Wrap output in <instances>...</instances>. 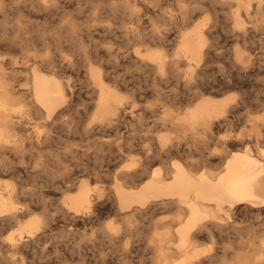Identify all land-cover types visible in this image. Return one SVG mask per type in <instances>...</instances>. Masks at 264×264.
<instances>
[{"label": "bare ground", "instance_id": "bare-ground-1", "mask_svg": "<svg viewBox=\"0 0 264 264\" xmlns=\"http://www.w3.org/2000/svg\"><path fill=\"white\" fill-rule=\"evenodd\" d=\"M147 1H84L76 9L87 11L84 23L77 22L79 17L70 22L63 14L48 29L47 21L38 23L32 19L36 15L26 14L35 7L44 12L42 0H0V176L25 173L27 164L45 158L43 148L50 156L86 159L93 167H85L84 174L94 186L80 180L74 194L61 202L64 212H74L82 239H93L85 229L102 210L115 222L98 234L123 248L140 230L138 221L174 209L171 224L159 228L162 222H151L147 229L143 244L151 255L149 264H212L217 255L205 258L208 250L198 243L215 239L221 240L226 264H264V27H255L264 23V0H238L229 13L238 28L220 32L205 28L203 21L187 29L200 15L207 17L203 11L193 21L202 7L176 6L177 22L172 11L165 13L154 4L155 10ZM156 14L188 31L176 29L178 35L170 39L154 22ZM85 39L104 42L94 45L92 55ZM101 53L132 61L146 74L144 85L130 87L109 67H92L90 59L97 61ZM76 65L86 69L82 74L89 89L82 112L72 75ZM123 129L132 134L130 140L122 137ZM93 137L107 142L94 150L78 144ZM127 158L136 160L124 162ZM62 162L53 161L58 170L67 166ZM29 195L22 187L0 183V222L19 223V205H27ZM249 218L260 227L244 226ZM33 222L8 238V252L23 249Z\"/></svg>", "mask_w": 264, "mask_h": 264}, {"label": "rangeland", "instance_id": "rangeland-1", "mask_svg": "<svg viewBox=\"0 0 264 264\" xmlns=\"http://www.w3.org/2000/svg\"><path fill=\"white\" fill-rule=\"evenodd\" d=\"M42 1H43L44 5L47 7V9L44 12H43L44 9L41 10L38 7H35V8H37V10L36 9H31L32 12H31V10H29L28 12H26V14L30 15L32 13L31 14L32 16H35L36 15L37 17L35 16L32 19L36 18V21L38 23L41 22L43 24V21H45L44 22V24H45L46 21H47V23L50 24V25L46 24L47 26L44 25V27H46V28L48 27V29L55 28L57 26L56 24L63 17H66L67 20L70 21V22L71 21H74V20L77 21V19L79 17V19H80L81 22L79 21V19H78L77 22L78 23H84L87 20V17L86 16H88V13H87V11L85 13H83V14L76 12L77 4H80V3L84 2V1H87V3L95 2V0L94 1L93 0H82V1L81 0H65V1H61V0H42ZM67 1H68V3H67ZM74 1H75V3H74ZM96 1H99L100 2L102 0H96ZM148 1L147 2L149 4V6L151 8H154L155 10H157L155 6L158 5V6H162L163 11L165 13H168V12L171 13V11H172V13L177 18L176 19L177 22H178L179 16H178V11H177L178 9H176L178 7H176V6L179 5V6L183 7L184 9H188L189 6L190 7H194V6L195 7H199L200 9L202 7L203 10H200V11L197 10V12L195 13L193 21H195L196 18L200 15V13L202 14L203 11L207 14V17L205 16V14L200 15L199 16L200 18L198 17L197 18L198 20L196 22H193V24L190 23V25H188L189 26V27H187L188 30L192 29L194 27V24L195 23H198L200 21H203L204 22L205 28H207V29H209V30H211L213 32L215 31V29H216L215 32H217V31L220 32V31H227V30H230V29H236V28H238V25L237 24H234L232 22V20L230 18V14H229L230 12H234L235 11V9H236V7L238 5V2H237L238 0H201L202 2L200 0H185V1L184 0H161V1L160 0H148ZM181 1H182V3H181ZM213 1H215V3ZM205 2H207L206 3L207 5L205 4ZM217 3H220L221 5H219ZM151 4H152V6H151ZM154 4H155V6H154ZM222 5H224V6H222ZM53 6H56L57 8H59V9L56 8L55 13L53 12V10L55 9V7L53 8ZM230 9H232V10H230ZM57 10L59 11V13H58ZM158 12H159V10H158ZM209 12H210V14H209ZM41 13L43 14V16H42ZM46 13L48 14V17L51 14L52 15L54 14L53 16H50L48 18V19H51V20H49L50 22H48V19H47V16H46L47 14ZM49 13H51V14H49ZM44 14H46V15H44ZM58 14H60V15H58ZM63 14H64V16H63ZM39 15L41 16V18L39 17ZM80 15H81V17H80ZM223 15H224V18H223ZM44 16L46 17V19H45ZM60 16H61V18H60ZM73 17H74V20H73ZM75 17H76V19H75ZM56 18H58V19L56 20ZM225 21H226V23H225ZM243 21L245 23L247 22V24H248V21L247 20L245 21L243 19ZM154 22L157 25H159L160 28H164L166 31L169 32V34L171 35L170 39L171 38H174L176 35H178V33L183 34L187 30V29L182 30V28H180V26L177 25L176 23L175 24H171V19H166V18H164L162 16H159L157 14H156V17L154 18ZM213 24H215V25L213 26ZM228 24H229V26H228ZM255 24H256L255 27L257 29H260L262 26L264 27V23L262 24L260 22H257ZM208 25H209V27H208ZM249 26H250V24L247 25V27H249ZM176 29H179V32L177 34L175 32ZM100 39H103V37H101ZM105 41H107V42L109 41V43L112 46V49L117 48V46H116L117 43L114 40L108 39V40H105ZM91 42L92 41L90 39H85V45L84 46H85V48H86V50L88 52H91L92 55H95V51L96 50L93 48L94 45L95 44H98L99 45V44H101L100 42H104V41L103 40L102 41H98V39H97L96 41H94L95 44H92ZM14 54H17V53H14ZM100 56L101 57H99V58L97 57L96 58L97 61H95L94 59H90L91 62H92L91 63L92 64V67H98V65L99 66H103V67H105L107 69L109 67L108 70H110V72L111 71L112 72H115V76H117V77H119L121 79H125L126 82L128 83V85H130V87L131 86L132 87H138L139 85H142V84L144 85L143 80H144V77H146V74L145 75L141 74V72L137 69V67L135 66V64L132 61L123 62L121 56L118 57L117 59L105 58L102 53L100 54ZM115 60H116V62H115ZM112 61H113V63H112ZM108 63H109V65L112 64L113 67L109 66ZM125 63L128 64V65H125ZM105 65H107V66H105ZM122 65H124V66H122ZM121 66L123 68L124 67L125 68L123 69ZM120 67H121V69H120ZM130 70H131V72H130ZM135 71H138V72H135ZM74 72L72 73V75L74 77L73 78L74 85H75L76 89L78 90L77 91V94H78L77 100H79L78 101L79 102L78 103L79 104V108L78 109L81 110V112H82L84 110L83 109V106H82L83 105V103H82L83 101L82 100H84V96L88 95L87 93L89 91L88 87L86 86L87 85L86 82H84L85 81V76H86L85 75L86 69L83 68L81 65H79V66L76 65V67L74 68ZM136 73H138L140 76L138 74H136ZM72 75H71V77H72ZM132 76H134V77H132ZM84 104L86 105L87 102H85ZM121 133H122V137H124L125 140H130V137H131L132 134L127 133V130L123 129L121 131ZM170 136H169V138H171ZM127 137H129V138H127ZM76 139L77 138H75L74 142L75 143L76 142L78 143L80 140L79 139L76 140ZM84 142H79L78 144H80V143H83L81 145L87 144L88 146H90L91 149H93V148L94 149L95 148L97 149L98 148V145L101 144V143L102 144L106 143L107 142V139H105V138H102L101 139L99 137H93V138H91V139H89L87 141H84ZM121 142L122 141H120V143ZM94 145H95V147H94ZM59 147L62 148V145H59ZM44 149L45 148H43L42 149L43 151L41 150L40 152H41V154L43 153V155L45 154L44 155L45 158H42L41 160L34 159L33 161H31L30 164H27L25 173H22L21 172L20 174H17V175L0 176V183H2V184H8V185H14L15 187L18 186V188L19 187H22L26 191H29L30 192V195L28 197V200H26L27 201L26 202L27 205H25L24 202H22L21 205H19L20 208H18V209L20 211V214L23 213L21 215L19 214V217L17 219L19 223L16 222L15 224H11L12 228H13L14 225H16V226H14V228H16V229H12L11 226L8 223H5V222L2 223V222H0V247L3 246V248L1 247L2 249L0 248V252H1V254H0V257H1L0 258L1 259L0 260V264H20V263L21 264H149L148 262L151 260V255H148V253L144 250V244H143L144 243V240H145V237H146L147 229L150 226V223L151 222H156V221L162 222L161 223V226H159V228L168 226L169 224H171V220H172V218H173L176 210H174V209H167V210H164V211H160V212H158L153 217L152 216H147L146 218L141 219L140 222L138 221V225L140 227L139 228L140 230L134 236L133 239L130 238L127 241L128 242L127 246L126 247L124 246L122 248V246H121L120 243H114L113 241L110 242L108 239H106L102 235H99L98 234V232L100 231L101 228H103L104 225H106V224H108L110 222L111 223H114L115 222V221H113L114 219H111V214H109V213H107V211L101 209L102 211L99 214L94 215L92 221L90 223H88L89 225L85 229L86 232L89 231V233H93V239L92 240H89L88 237H86V239L84 240V239H82V237L79 236V232L80 231H77V226H76L77 225V222H76V220H74V212L72 210L71 211L64 212L65 210H63L64 208H62L64 206L61 205V202H62V200L66 196L69 195V193L74 194V192L77 189L76 186H78V181H80V180H81V182H88V185H90L91 187L94 186V182L93 181H90L87 177H85L86 175L84 174V170L86 168L87 169L85 171L91 170V168L93 167V165L91 166L90 165V162L88 163L86 161V159H83V158H81V160L83 159L82 161H80V158H77L76 159L77 161L76 160L73 161V160H70V159L67 160V159H64V158H58V157H55V156H50L49 150H47V149L44 150ZM104 149H105V147H104ZM104 151H105L104 154H106L108 152L107 149L104 150ZM46 158H49V159H46ZM133 159H135V158H127V159L124 160V162H130V163H132V162H134L136 160V159L135 160H133ZM56 160H59V161L62 160L63 162H62L61 166H63V167H65L66 164H67V166L65 167V169L63 168V169H59L58 170L57 166H55V164L53 163V161H56ZM43 161L44 162L47 161L46 162V165H48V166L45 167V168H42L41 167V165L43 164ZM33 163H38L39 164L38 167L34 168ZM50 163L51 164H54L52 166L53 168L51 167ZM16 166L21 167V164L16 163ZM71 169H72V171H71ZM39 170H40V172H39ZM62 172L63 173H66V174H63ZM44 176H46V177H44ZM80 177L82 179H80ZM85 178H86V180H85ZM58 179H60V180H58ZM11 181H13V182H11ZM19 181L20 182H24V183H21L20 184ZM72 181L73 182L75 181V183H73ZM24 184L25 185L27 184V185L25 186ZM139 184H141V182H139L137 185H139ZM68 186H70L71 189ZM32 194H33V196H32ZM34 198H37L38 201H37V199H34ZM35 201H37V202H35ZM33 202H35L36 205ZM38 203L41 204V205H39ZM21 206H22V208H23V206H24V208H25V206H27L25 208L27 210H25L24 208H23L24 210L23 209L21 210ZM56 207H58V208H56ZM41 208L46 209L45 212H42V211H44V209H41ZM65 214H67V215H65ZM39 216H41V217H39ZM42 217H43V219H40ZM49 218H50V222H49ZM25 219H27V220H25ZM53 219H54V221L56 220V222H57V219H58V222L57 223L56 222H53L52 221ZM250 220L251 219L249 218L244 223V226H247L249 224H252V225L254 224L255 225L254 227H256V226H257L256 228H259L260 227L257 224L258 222L256 220H254V219L251 220V221ZM32 221H34L33 223H34V226H35V229H34L35 231L34 230L32 231V236L31 237H28L27 235L26 236L24 235V239L27 242V244L24 245L23 249L21 248V251H19L18 254L17 253L8 252V250H6V249L9 248V245H7V244H9L8 238L13 237L12 235H15V234H17L19 232L18 229L20 230L28 222H32ZM74 222H76V223H74ZM35 223L36 224L38 223L39 225L38 224L36 225ZM44 223H46V226H44L45 225ZM47 223H50V224H47ZM72 224L73 225L75 224L76 227H74ZM57 225H58V228H57ZM9 227L11 228V230H9L10 229ZM1 229L4 230V231H2ZM64 230H66V232H64ZM54 231L55 232L57 231V232L55 233ZM51 232H53V233H51ZM46 233H48V236H46L47 235ZM57 233L61 237H59L57 235ZM40 234H42V235H40ZM70 234L74 238L72 236H70ZM49 236H50V238H49ZM36 237L37 238L39 237L40 239H37ZM45 237H46V239L49 238L48 239V242H47V240H45ZM101 240H103L104 243ZM216 241H218V242H216ZM39 244L40 245L41 244L42 245L45 244V245H43V246L41 245L40 246ZM216 244H219L220 246H218ZM198 245H199V247H200L201 250H208L207 251V255H206L205 258H207L208 256H214L215 254L217 255V257L214 260H212L213 261L212 264H226L225 262H227V261H226L225 258H222V253H221V250H220V248L222 246V243H221V240L220 239H215L212 243L211 242L209 243L207 240H200L199 243H198ZM25 246H27V247H25ZM215 249L217 250V252H215L216 251ZM6 252H7V254H5ZM69 252H71V253H69ZM22 253H24V254H22ZM82 253H83V255H82ZM17 257H19V258H17ZM75 257H77V258H75ZM4 258L6 260H4ZM79 258H80V260H79ZM7 259H9V260H7ZM23 260H26V261H23ZM10 261H12L13 263H10Z\"/></svg>", "mask_w": 264, "mask_h": 264}]
</instances>
